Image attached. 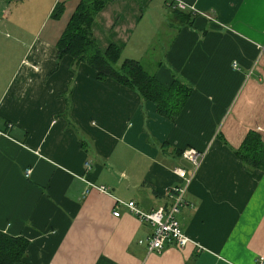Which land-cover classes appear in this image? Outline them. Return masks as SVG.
<instances>
[{"label":"crops","instance_id":"obj_1","mask_svg":"<svg viewBox=\"0 0 264 264\" xmlns=\"http://www.w3.org/2000/svg\"><path fill=\"white\" fill-rule=\"evenodd\" d=\"M79 1L46 0L34 30L0 18V232L29 242L17 264H264V169L235 155L250 132L264 145V0H178L189 19L174 0H111L95 17L102 50L192 90L174 121L86 64L56 62ZM186 149L203 154L176 217L190 242L148 253L153 227L122 205L114 217L115 199L170 207Z\"/></svg>","mask_w":264,"mask_h":264},{"label":"trees","instance_id":"obj_2","mask_svg":"<svg viewBox=\"0 0 264 264\" xmlns=\"http://www.w3.org/2000/svg\"><path fill=\"white\" fill-rule=\"evenodd\" d=\"M109 1L111 0L79 1L56 42V62L69 56L73 65L86 64L95 70L97 80L110 79L135 91L142 100L155 105L158 115L174 121L192 90L175 78L168 87L162 86L134 60L124 59L117 67L121 48L110 44L102 50L94 39L93 22ZM62 12L63 4H57L51 17L58 19ZM179 16L189 19V14L184 12H179ZM235 155L247 170L264 169V145L254 132L247 134ZM28 246L29 242L23 237H12L0 232V264L21 262Z\"/></svg>","mask_w":264,"mask_h":264},{"label":"built area","instance_id":"obj_3","mask_svg":"<svg viewBox=\"0 0 264 264\" xmlns=\"http://www.w3.org/2000/svg\"><path fill=\"white\" fill-rule=\"evenodd\" d=\"M172 9L179 10L181 12L189 10L195 12V8L192 5H187L186 3L178 0H174L172 2ZM232 67L236 68V64L234 63ZM181 157L190 163L192 170L190 174H187L184 169H175L174 172L177 177L183 181V186H174L170 188L168 192V197L172 201L170 207H159L146 213L141 211L133 201L124 202L122 200L115 199V211L112 213L114 217L119 216L117 209L122 205L141 223L149 224L153 227L152 234L147 238L148 253H160L168 242H173L178 248H184L190 242L186 234L181 231L176 217L183 207V195L191 183L193 176L203 159V154L197 152L194 149H186L182 152ZM90 167L91 164L89 162L84 163L85 171L89 170ZM26 174L29 175L30 171L27 170ZM88 187L95 189L98 193L108 194V190L104 186H96L92 183H87L86 192Z\"/></svg>","mask_w":264,"mask_h":264},{"label":"rangeland","instance_id":"obj_4","mask_svg":"<svg viewBox=\"0 0 264 264\" xmlns=\"http://www.w3.org/2000/svg\"><path fill=\"white\" fill-rule=\"evenodd\" d=\"M46 0H0V18L13 17L16 19H29L32 21V30L37 26L36 23L43 16V7ZM159 55V50L154 49V53L149 55V59H155ZM125 58L121 56L117 67L122 63ZM79 65V64H78ZM74 65V67L78 66ZM151 72V69H146ZM184 165L185 162H183Z\"/></svg>","mask_w":264,"mask_h":264}]
</instances>
